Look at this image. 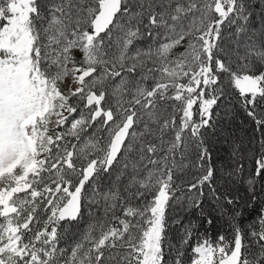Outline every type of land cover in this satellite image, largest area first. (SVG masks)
<instances>
[{
	"label": "snow or ice",
	"instance_id": "1",
	"mask_svg": "<svg viewBox=\"0 0 264 264\" xmlns=\"http://www.w3.org/2000/svg\"><path fill=\"white\" fill-rule=\"evenodd\" d=\"M257 178L264 0H0V264H264Z\"/></svg>",
	"mask_w": 264,
	"mask_h": 264
},
{
	"label": "trees",
	"instance_id": "2",
	"mask_svg": "<svg viewBox=\"0 0 264 264\" xmlns=\"http://www.w3.org/2000/svg\"><path fill=\"white\" fill-rule=\"evenodd\" d=\"M237 114L240 122H238L239 126H241L240 130H242L243 132H247V138H248V142L246 143L245 147L243 148V157L244 159H240L239 163L245 165V177L246 178L248 176V174L250 172H252V160H251V154L249 153L250 151H257L259 150L260 144H259V140L261 138V134L257 131H255V125L254 123L251 121L250 118H248L246 116V114L243 111H239ZM234 123L236 124V120H234ZM215 142L214 139L212 138V143H211V151L213 154V162L217 168L218 163L220 164V166L227 168L228 170L230 169V166H235L237 161L235 162V158H231L228 155L225 157L223 154H215ZM249 153V155H248ZM216 180H217V184L220 185L221 187L225 184H222L221 182H219V175L218 172L216 174ZM257 184H256V191L259 193L261 191V188H264V181H261L259 178H257ZM230 186L233 187L235 194L242 197V198H247V185L242 184V185H237L236 183L233 184L232 180L230 179L227 182ZM262 197H264V193H262ZM185 219L184 220H189V219H194L193 216H190L188 214H184ZM256 216V211L255 209H253L252 207L247 208L246 210H244L243 216L241 218V224L243 226H246L249 222H251ZM87 222V215L85 216V220L82 221V225H84ZM205 228L208 229V234L210 237H214L216 235V232L218 230H224L227 231V226L224 224L223 220L218 219L216 221V225L215 228L213 227H209L208 225H204ZM201 232H203V229L200 230ZM172 235V233H169V236ZM171 237V236H170Z\"/></svg>",
	"mask_w": 264,
	"mask_h": 264
},
{
	"label": "rangeland",
	"instance_id": "3",
	"mask_svg": "<svg viewBox=\"0 0 264 264\" xmlns=\"http://www.w3.org/2000/svg\"><path fill=\"white\" fill-rule=\"evenodd\" d=\"M234 120H236V124L234 123ZM238 122H240L237 114H234V116L231 119H226L222 125V127L225 130V134L231 137V141L229 143H225L223 137H213L215 142V154H223L225 157L228 155L231 158V143L234 142L236 145H239V154L243 157V148L245 147L246 143L249 141L247 132H243L240 130L241 126H239ZM242 129V128H241ZM235 162L237 161V158L234 159ZM243 160V159H242ZM218 169V175H219V182L224 184V182H228L231 178L227 177L225 175V172L228 171L227 168L220 166L218 163L217 165ZM246 169V168H245ZM230 170V169H229ZM245 177V173L243 174L242 179ZM237 185H242L243 183H236ZM245 185V184H244ZM185 223H187V220H184ZM171 236V235H170ZM169 264H171V261L169 260Z\"/></svg>",
	"mask_w": 264,
	"mask_h": 264
}]
</instances>
